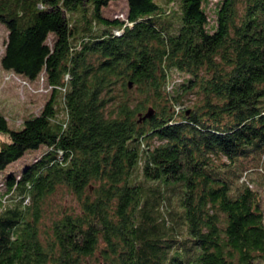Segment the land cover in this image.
<instances>
[{
	"label": "trees",
	"instance_id": "obj_1",
	"mask_svg": "<svg viewBox=\"0 0 264 264\" xmlns=\"http://www.w3.org/2000/svg\"><path fill=\"white\" fill-rule=\"evenodd\" d=\"M0 24V68L48 88L0 116V172L41 148L0 178V264L264 260V0H0Z\"/></svg>",
	"mask_w": 264,
	"mask_h": 264
},
{
	"label": "rangeland",
	"instance_id": "obj_2",
	"mask_svg": "<svg viewBox=\"0 0 264 264\" xmlns=\"http://www.w3.org/2000/svg\"><path fill=\"white\" fill-rule=\"evenodd\" d=\"M106 17L113 18L116 15L119 18L126 16V6L124 2H111L106 8L102 9ZM6 30L0 24V56L3 50V40ZM173 82H179L183 76L173 73ZM171 84L168 85L169 89ZM48 96V88H45L42 79L40 78L34 82H24L21 77L12 73L6 72L0 68V116H3L8 126L14 130L21 128V121L26 116L35 114L42 107ZM197 98L195 94H188L183 98L182 108L190 109ZM181 107V106H180ZM178 107L175 108L177 111ZM41 148L32 152L26 153L21 159L7 167L0 172V178L7 171L18 170L22 164L29 161L34 154H38ZM260 172L250 171L246 178L250 182V188L258 190L260 195V205L264 215V178L259 174ZM53 205H68L73 204V199L63 194H58L53 197ZM259 264H264V260H260Z\"/></svg>",
	"mask_w": 264,
	"mask_h": 264
},
{
	"label": "water",
	"instance_id": "obj_3",
	"mask_svg": "<svg viewBox=\"0 0 264 264\" xmlns=\"http://www.w3.org/2000/svg\"><path fill=\"white\" fill-rule=\"evenodd\" d=\"M149 114L147 113L145 116H148Z\"/></svg>",
	"mask_w": 264,
	"mask_h": 264
}]
</instances>
